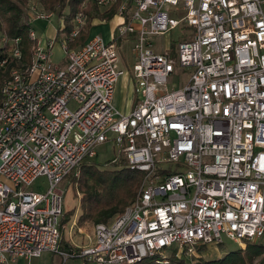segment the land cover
<instances>
[{"label": "built area", "instance_id": "obj_1", "mask_svg": "<svg viewBox=\"0 0 264 264\" xmlns=\"http://www.w3.org/2000/svg\"><path fill=\"white\" fill-rule=\"evenodd\" d=\"M114 4L86 0L82 10L106 13ZM52 16L31 8L35 20ZM117 16L111 41L90 35L77 48L70 44L86 13L74 18L71 35L63 26L62 67L53 61L60 35L43 46L31 30L38 44L30 64L20 39L10 42L18 68L0 100V264L45 253L64 263L166 262V249L181 257L224 238L264 249V0H130ZM180 27L192 29L183 42L155 49L157 37ZM129 42L130 75L120 65ZM125 75L129 112L115 104ZM109 143L114 165L143 174L136 200L95 225L94 244L67 246L61 185ZM40 177L45 193L30 190Z\"/></svg>", "mask_w": 264, "mask_h": 264}, {"label": "trees", "instance_id": "obj_2", "mask_svg": "<svg viewBox=\"0 0 264 264\" xmlns=\"http://www.w3.org/2000/svg\"><path fill=\"white\" fill-rule=\"evenodd\" d=\"M86 0H41L47 11L58 10V15L65 20V29L68 36L73 30L74 18L84 11L87 15L85 28L79 36L70 44V48L83 45L90 37V30L95 20L111 21L123 4L122 0H115V4L109 12L102 13L95 5H90L82 10ZM31 0H0V40L7 39L5 45H0V100L4 83L10 78L12 72L18 68L17 61L10 56V42L20 39L19 48L22 53V62H32L34 48L38 41L30 37V6ZM66 8L70 9L68 16H63ZM59 33H61L59 31ZM59 35V34H58ZM6 61L4 65L3 62ZM118 169L102 170L99 165L83 164L81 176L75 178L77 191L75 197L79 199L81 215L79 225L87 222L95 224L108 223L110 220L121 215L136 200L143 174L131 170L127 164L116 165ZM78 169V170H79ZM75 174V173H74ZM78 195V196H77ZM200 252H205L206 246H199ZM176 254V253H175ZM173 254L163 262L160 255L145 259L137 264H190L185 258ZM248 258L243 250L230 253L221 260L204 261L199 259L193 264H248ZM85 264H89L84 262Z\"/></svg>", "mask_w": 264, "mask_h": 264}, {"label": "rangeland", "instance_id": "obj_3", "mask_svg": "<svg viewBox=\"0 0 264 264\" xmlns=\"http://www.w3.org/2000/svg\"><path fill=\"white\" fill-rule=\"evenodd\" d=\"M41 7L39 10H45L43 3L41 2ZM33 4L38 5L39 3L30 2L29 12H31V8ZM38 7V6H35ZM47 10H45L46 12ZM47 13H53V16L50 19H39L35 20L33 18L30 19L31 29L35 31L36 36L39 40L40 45H45L47 42L51 40H55L58 36L57 43L54 48V60L61 58L63 54L61 48L62 42V33H59V30L65 26V20L58 15V10L55 11H47ZM70 13V9L66 8L63 16H68ZM118 22V19L112 20L107 24H100L94 27V29L90 30V35H101L107 38L112 28ZM183 27L178 28L175 31L170 32L166 36L157 37L154 40L155 49L157 51H164L165 49L171 47H175V45L184 41L185 33H189L192 29L185 28V32L182 31ZM58 32V33H57ZM132 43L123 44L120 49V65L121 67L130 74H132V67L135 63L134 57L131 52ZM65 64V63H64ZM64 66V65H63ZM62 67V65H61ZM178 87L180 88V81L175 82L174 84H170L169 88L173 89ZM133 87L130 81V76L121 77L119 83L116 87L115 94V104L116 106L122 110L123 112H127L130 107V102L133 99ZM97 157L95 159L89 160L86 164H95L99 165L102 170H114L118 169V166L112 163V160L115 158L116 154L114 152V148L112 144H104L96 149ZM126 162L123 161V164ZM81 176V169H79L75 174H73L70 178H68L62 185V189L65 192L64 199V215L60 219V227L62 228L63 240L65 245L69 246H78V247H87L95 243V235H94V227L95 223L87 222L83 226L79 225V217L82 213L80 208L79 199L75 197V191H77V187L75 184V178H79ZM49 187L48 180L46 177L38 178L34 185L30 188V190L45 193L47 192ZM78 196V195H77ZM63 225V227H62ZM200 247H196L194 253L184 252L181 255V258H185L187 263L193 264L198 263L199 259L204 261L211 260H221L226 257L230 253L237 252L238 250H243L245 252L246 257L248 258V264H260L264 263V249L260 242L247 243L246 247H241L238 243L224 238V245H208L205 252L199 251ZM175 249H166L163 252L164 255L169 258L174 253ZM176 255V254H175ZM177 256V255H176ZM178 257V256H177ZM16 264H85L83 260H70L67 263H64L60 256L56 254H48L45 253L39 259H33L31 261L19 260Z\"/></svg>", "mask_w": 264, "mask_h": 264}, {"label": "crops", "instance_id": "obj_4", "mask_svg": "<svg viewBox=\"0 0 264 264\" xmlns=\"http://www.w3.org/2000/svg\"><path fill=\"white\" fill-rule=\"evenodd\" d=\"M34 2V3H39L38 5H35V4H33V7H35V6H38L37 8L39 9V7L40 8H42L41 7V3H40V0H31V2ZM123 1V3H128V1H130V0H122ZM118 19V22L115 24V26L112 28V30H111V33H110V35L107 37V38H105L104 36V38H105V40L106 41H111L112 40V37L114 36V31L116 30V28H117V26L121 23V19L116 15L112 20H114V19ZM111 20V21H112ZM111 21H101V20H95L94 22H93V27H92V29H94V27L95 26H97V25H100V24H107V23H110ZM61 30V29H60ZM59 30V31H60ZM58 33V32H57ZM61 55H62V57L61 58H58V59H55L54 60V58H53V61H54V63L55 64H57V65H59V66H63L64 65V63H65V61H64V54H62L61 53ZM130 111V107H129V109L127 110V112H129Z\"/></svg>", "mask_w": 264, "mask_h": 264}]
</instances>
